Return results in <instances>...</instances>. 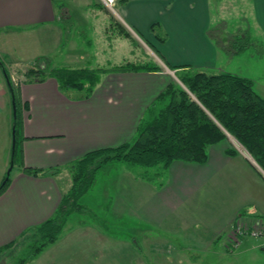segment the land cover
<instances>
[{
	"label": "crops",
	"instance_id": "0c3cea01",
	"mask_svg": "<svg viewBox=\"0 0 264 264\" xmlns=\"http://www.w3.org/2000/svg\"><path fill=\"white\" fill-rule=\"evenodd\" d=\"M68 1L70 5H66ZM77 1L0 0V59L7 56L13 67L41 60V67L56 68L53 63L57 56L73 52V36L80 29L93 30L95 23L101 28L104 22L100 0ZM219 1L115 0L114 14L110 15L123 29L136 34L142 44L156 49L168 65L219 70L223 52L207 35L214 23L213 6H220ZM248 9L264 36V0H248ZM156 33L164 41L160 42ZM119 39L109 38L97 53L111 56L127 46L130 51L131 42ZM3 77L0 74L1 165L10 139L9 116L13 117L12 98L5 74ZM171 81L172 76L162 69L111 71L101 75L87 97L60 91L52 77L16 86L20 98V162L0 194V247L54 213L70 186L63 173L74 160L88 151L131 140L145 110ZM227 147L226 140L210 146L202 164L173 161L160 189L135 179L124 166L110 170V188L116 201L147 228L179 237V249L198 253L196 257L184 251L177 256L162 252L166 254L161 257L162 264L196 260L201 264H231L226 258L232 256L229 253L234 248L228 239L234 221L252 226L264 220V181L244 156L226 155ZM26 167L42 171L32 175L24 172ZM51 169L57 172L43 174ZM242 211L245 214L240 216ZM222 239L221 247L217 243ZM144 248H149L150 256L142 254ZM144 248L132 242L103 245L92 251L88 264H159L152 253L160 246Z\"/></svg>",
	"mask_w": 264,
	"mask_h": 264
},
{
	"label": "trees",
	"instance_id": "16d2710c",
	"mask_svg": "<svg viewBox=\"0 0 264 264\" xmlns=\"http://www.w3.org/2000/svg\"><path fill=\"white\" fill-rule=\"evenodd\" d=\"M118 27V35L133 43L130 34ZM208 29L207 35L215 46L228 56L241 53L247 45L237 48L230 46L231 35L225 41L219 33ZM248 31L243 32L244 41L248 39ZM157 39L164 41L163 36L156 33ZM147 46L168 67L174 70L180 84L171 81L155 97L145 110L137 125L134 137L116 147L94 149L86 152L69 165L71 184L61 196L54 213L39 225L32 226L19 234L17 238L0 247V254L11 249L18 241L22 250L17 254V263L35 259L47 246L55 243L72 214H90L89 209L80 203V199L92 187L98 171H107L121 163L132 173L135 179L152 184L160 189L166 178V172L173 161L202 164L206 161L210 146L227 140V134L238 142L259 170L264 174V97L254 90L252 79L237 74L220 71L209 72L204 69H192L190 66H170L160 53ZM40 65L41 60L35 61ZM9 92L14 103L13 119L15 149L11 156L20 162V98L17 87L14 88L0 60ZM160 66L149 63L126 62L110 68H36L28 70L26 76L36 77L41 82L46 77L56 80L62 92L74 91L82 97L90 95L101 75L111 71H158ZM228 156H236L235 148L225 149ZM255 172L264 181V175L251 163ZM24 172L37 175L42 170L23 168ZM11 171V169H10ZM56 169L46 170L43 174H55ZM8 177L6 181L5 178ZM9 183V174L0 184V194ZM245 211L240 212L243 216ZM94 214H90L93 219ZM236 224V220L233 225Z\"/></svg>",
	"mask_w": 264,
	"mask_h": 264
},
{
	"label": "rangeland",
	"instance_id": "374dc122",
	"mask_svg": "<svg viewBox=\"0 0 264 264\" xmlns=\"http://www.w3.org/2000/svg\"><path fill=\"white\" fill-rule=\"evenodd\" d=\"M72 3L75 4L79 2ZM66 5H70V1H68ZM219 5L220 6L218 7L220 8L213 6V29L216 28L215 31L219 33L224 41L231 35H240L239 39L238 37L230 38V46L232 47L235 44L234 48H237L245 44L247 45V48L241 53L233 56H228L223 53L221 57L222 62L220 63L222 68L219 70L207 71L216 73L220 71H232L233 74L248 76L254 82V90L256 93L261 97H264V36H262L261 30L256 28V24L253 21V15L252 13L250 14V10L248 9V0H220ZM99 6L101 7L100 16L104 21H100L102 22L100 25L101 28H98L96 25L97 23H95L93 30L80 29L77 34L73 36L74 41L76 40L72 47L73 52L70 55L57 56L58 61L53 63L57 66L56 68L94 69L98 68L97 66L101 68H109L114 66V64L119 65L126 62H149L160 66L162 70L172 76V81L180 84L175 75V71L169 70L158 56L148 48V46L142 44L136 34L126 28H124V30L127 31L133 39L130 51L127 46L111 56H107V54H98L97 50H100L105 46V43L109 38L114 41L118 38L121 39L118 35V27L115 26L122 27L110 15L111 12L109 10L104 8L101 4H99ZM108 18H110V23L107 25ZM245 30L249 32L246 41H244L243 37V32ZM92 32L94 35L91 34ZM131 51L133 52L131 53ZM1 59L0 60L4 64L6 73L8 74L14 88L20 83L34 80L36 78L26 76L28 70L42 68L35 61L32 63L21 62V64L13 67V65L8 63L9 58L7 56L5 59L2 57ZM2 72L3 71L0 67V74L3 77L4 73ZM72 94L74 95L76 92L72 91ZM7 107L10 110L11 105L7 104ZM9 119L11 124L10 139L5 148V152L3 153L5 163L3 165L0 164V175H3V178L9 169L14 171L19 165L18 160H14L13 164L11 163L13 117L11 119L10 115ZM226 142L228 147L231 146L236 149L237 154H241L247 159V161L252 164L254 163L249 154L238 142H236V140L228 136ZM118 166H122L121 163H116L114 165V167ZM256 168L259 170L258 167ZM110 170L98 171L95 175V181L92 187L80 199V203L89 209V213L91 215L94 214L93 219L90 218V214H72L65 224L58 240L47 246L35 259L25 262L24 264H47V261L53 259H58L59 264H88L91 262L89 257L92 254L94 255V252L92 251L97 250L96 248L103 245H110L112 247L123 243L129 244L131 242L136 245H141L143 248L152 245L160 246L159 250L154 252V254L152 253V256L154 255L158 257L159 264H162L161 257H165L164 255H166L162 252H168L169 254L174 252L177 256L184 251L181 250V248L179 249V246H181L179 237L162 235L154 230L152 226L151 228H147L146 224L138 220L129 208L116 201L115 196H112L113 194L110 188V178L108 177L110 175ZM63 174L66 184H71L69 166ZM3 178L0 180V184L2 183ZM22 240L23 239L18 241L11 249L5 250L0 254V264L17 263V254L22 250L20 245ZM223 241L224 239L220 240L217 245L222 247L224 244ZM251 244L255 245L254 249L250 248ZM258 244H261L260 239L244 236L243 241L239 242L238 245L230 251L229 254L232 256L227 257L226 260H229V263L231 264H264V251L260 249L261 247H258ZM144 250H146V252L143 251L142 254L151 255L149 248H144ZM184 252L185 254L188 253L190 255H196V257L198 256V253L196 252L188 250H185ZM50 253L53 254L49 255ZM171 264L181 263L173 261ZM183 264H187V262L185 261ZM190 264L201 263L199 260H196L192 261V263L190 262Z\"/></svg>",
	"mask_w": 264,
	"mask_h": 264
},
{
	"label": "built area",
	"instance_id": "2783aa9c",
	"mask_svg": "<svg viewBox=\"0 0 264 264\" xmlns=\"http://www.w3.org/2000/svg\"><path fill=\"white\" fill-rule=\"evenodd\" d=\"M100 2L107 10L114 12L115 0H100ZM244 236L260 239L261 246L264 247V220L257 221L252 226L242 222L234 224L228 233L229 244L235 247Z\"/></svg>",
	"mask_w": 264,
	"mask_h": 264
},
{
	"label": "water",
	"instance_id": "95a60500",
	"mask_svg": "<svg viewBox=\"0 0 264 264\" xmlns=\"http://www.w3.org/2000/svg\"><path fill=\"white\" fill-rule=\"evenodd\" d=\"M5 74V73H4ZM7 80V79H6ZM8 84V83H7ZM9 88V87H8ZM12 112H13V119H14V117H15V109H14V103H13V101H12ZM227 136H229L228 134H227ZM14 149H15V137H14V128H12V144H11V156L13 155V153H14ZM256 167H258L257 165H256V163L254 162L253 163ZM9 172H10V169L7 171V175L9 174ZM8 179V177H6L5 178V180L4 181H6ZM262 251H264V247H261L260 248Z\"/></svg>",
	"mask_w": 264,
	"mask_h": 264
}]
</instances>
